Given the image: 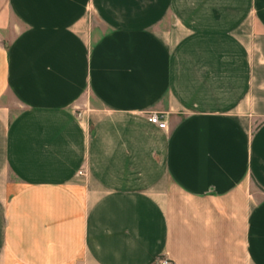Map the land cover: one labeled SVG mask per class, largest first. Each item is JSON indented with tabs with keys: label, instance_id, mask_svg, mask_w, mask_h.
Wrapping results in <instances>:
<instances>
[{
	"label": "crops",
	"instance_id": "crops-1",
	"mask_svg": "<svg viewBox=\"0 0 264 264\" xmlns=\"http://www.w3.org/2000/svg\"><path fill=\"white\" fill-rule=\"evenodd\" d=\"M160 255L264 264V0H0V264Z\"/></svg>",
	"mask_w": 264,
	"mask_h": 264
},
{
	"label": "built area",
	"instance_id": "built-area-1",
	"mask_svg": "<svg viewBox=\"0 0 264 264\" xmlns=\"http://www.w3.org/2000/svg\"><path fill=\"white\" fill-rule=\"evenodd\" d=\"M148 120L163 127L166 125V120L160 118L156 112L150 113L148 116ZM83 173L84 171L82 169L78 170V174H83ZM155 264H175V262L170 258H168L166 255H160L156 258Z\"/></svg>",
	"mask_w": 264,
	"mask_h": 264
}]
</instances>
